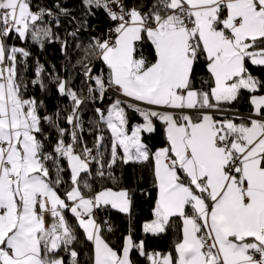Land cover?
I'll return each mask as SVG.
<instances>
[{
	"label": "snow or ice",
	"instance_id": "1",
	"mask_svg": "<svg viewBox=\"0 0 264 264\" xmlns=\"http://www.w3.org/2000/svg\"><path fill=\"white\" fill-rule=\"evenodd\" d=\"M83 4L89 13L103 9L114 23L108 38L89 45L106 74L83 65L87 96L54 77L56 91L71 103L63 117L68 127H61L40 115L42 102L22 94L19 65L30 53L6 43L14 35L41 46L54 39L44 24L52 12L33 11L30 0H0V264H79L68 214L92 242V264H133V249L150 264H264V78L251 70L264 68V0H154L146 11L125 0ZM198 69L205 73L199 86ZM44 71L37 63L31 81L42 90ZM110 91L117 98L95 108L98 134L90 148L81 135V109ZM242 92L252 106L246 117L231 108ZM126 109L142 117L130 134ZM156 121L165 144L153 152L143 135L156 131ZM45 123L56 128L51 145ZM147 162L157 195L143 231L158 235L179 219L174 255L148 253L131 235L119 252L111 247L96 212L129 213L131 194L81 183L93 163L103 179L105 168Z\"/></svg>",
	"mask_w": 264,
	"mask_h": 264
},
{
	"label": "trees",
	"instance_id": "2",
	"mask_svg": "<svg viewBox=\"0 0 264 264\" xmlns=\"http://www.w3.org/2000/svg\"><path fill=\"white\" fill-rule=\"evenodd\" d=\"M154 0H125L129 6L142 7L147 10ZM33 11L41 8L51 10L52 15L46 17L44 24L52 29L55 38L46 40L41 46L29 36L26 40L15 38L6 41L9 47L16 46L26 49L30 56L21 58L24 60L19 65L20 76L26 87L22 88V94L25 98H34L43 103V107L39 109L41 116H53L61 127H68L64 122V115L71 109L70 101L56 91L54 77L59 75L63 79L70 81L71 86L82 95L87 96V84L83 76V65L91 63L94 65V74H99L106 69L102 62L96 60L90 43L94 39H106L107 31L114 25L103 9H94L91 13L84 7L83 0H30ZM65 9L66 14L60 9ZM67 45L66 51L64 50ZM145 55L149 49H142ZM39 63L43 65L45 71L43 73V82L46 87L42 90L38 85H33L31 81L35 78V67ZM252 73L258 78H264V68L252 67ZM196 77L197 86L199 80L205 73L198 69ZM261 92L260 94H263ZM111 94H107L103 101L95 102L88 100L81 109V119L84 130L81 133L88 147L94 146L95 136L98 134L95 129L96 113L95 108H107L111 102H114ZM232 110L250 112L251 104L249 103V94L242 92L239 100L231 105ZM129 119L127 130L129 134L134 125L142 123V117L126 109ZM59 114V115H57ZM156 131L152 134L145 133L143 135L144 143L154 152L157 148L164 146L165 139L163 135V127L159 121L155 122ZM45 134L49 137L46 144L51 145L56 138V128L44 124ZM105 141L100 151L104 153V161L109 158L110 141L107 131H104ZM66 166V165H65ZM99 166L93 163L88 174H81V183L87 181L94 191L102 188H112L119 191L127 189L132 198L131 210L129 213H121L117 210L101 209L96 212V220L103 227V238L118 252L123 245L125 236L131 235L137 243L144 242L145 251L148 253L159 252L162 254H175V243L180 238V220L174 219L172 224L164 233L154 235L144 233L143 225L153 219V208L156 200V189L154 187L152 164L147 163H129L127 165L117 164L112 169L105 168L106 176L101 179L95 175ZM111 172L113 178L107 176ZM54 175V174H53ZM64 179L67 181L68 172L63 173ZM70 187V182L63 184L59 188L61 195ZM69 223L76 229L77 241L74 248L78 252L79 264H92V247L87 241L81 230L76 228V221L71 214H68ZM111 228V231H108ZM61 255L65 261L69 259L67 253L62 252ZM130 258L133 264H150L146 257L139 254L133 249L130 252Z\"/></svg>",
	"mask_w": 264,
	"mask_h": 264
},
{
	"label": "built area",
	"instance_id": "3",
	"mask_svg": "<svg viewBox=\"0 0 264 264\" xmlns=\"http://www.w3.org/2000/svg\"><path fill=\"white\" fill-rule=\"evenodd\" d=\"M108 2L111 3V0H108ZM112 27H114V25ZM108 35H109V30L106 33V38H108ZM109 94H111L114 98H117V94H114L111 91L109 92ZM121 99H123V98L121 97ZM233 112L236 113L240 117H246L250 113V112H243V111H237V110H233Z\"/></svg>",
	"mask_w": 264,
	"mask_h": 264
},
{
	"label": "crops",
	"instance_id": "4",
	"mask_svg": "<svg viewBox=\"0 0 264 264\" xmlns=\"http://www.w3.org/2000/svg\"><path fill=\"white\" fill-rule=\"evenodd\" d=\"M264 94V93H263ZM252 107V106H251ZM237 122H239V121H237ZM154 218V217H153ZM148 222H151V220L150 221H148ZM148 222H146V223H148ZM90 242V241H89ZM90 244H91V247H92V249H93V245H92V242H90Z\"/></svg>",
	"mask_w": 264,
	"mask_h": 264
}]
</instances>
